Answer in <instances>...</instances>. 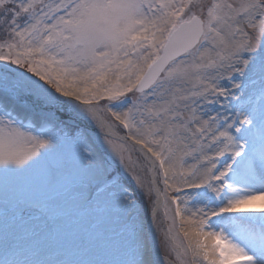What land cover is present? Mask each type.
Instances as JSON below:
<instances>
[{"label": "snow or ice", "instance_id": "6c2138e0", "mask_svg": "<svg viewBox=\"0 0 264 264\" xmlns=\"http://www.w3.org/2000/svg\"><path fill=\"white\" fill-rule=\"evenodd\" d=\"M0 264H264V0H0Z\"/></svg>", "mask_w": 264, "mask_h": 264}, {"label": "rangeland", "instance_id": "374dc122", "mask_svg": "<svg viewBox=\"0 0 264 264\" xmlns=\"http://www.w3.org/2000/svg\"><path fill=\"white\" fill-rule=\"evenodd\" d=\"M14 190V186L10 185V191ZM58 249V258L67 260V261H80V260H109L117 258L116 253L113 251H105V252H95L84 254L79 251L69 239L61 238L59 241L56 242L55 245ZM28 258V257H23Z\"/></svg>", "mask_w": 264, "mask_h": 264}]
</instances>
